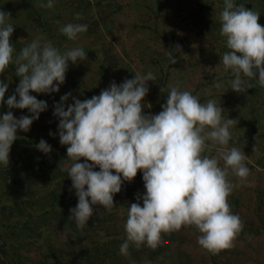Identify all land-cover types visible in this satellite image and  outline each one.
Returning <instances> with one entry per match:
<instances>
[{"label":"rangeland","instance_id":"obj_1","mask_svg":"<svg viewBox=\"0 0 264 264\" xmlns=\"http://www.w3.org/2000/svg\"><path fill=\"white\" fill-rule=\"evenodd\" d=\"M262 1L235 0V4L258 11L260 18L264 14ZM42 3L47 0H0V10L11 14L6 23L14 26L10 37L13 59L42 36L61 53L82 48L86 60L75 65L69 62L65 82L57 93H30L45 101L47 109L28 132L17 131L8 167L0 164V264H92L91 260L94 264H264V88L256 78H244L252 85L246 93L231 90L234 77L222 65V56L229 51L220 35L223 0H54L51 9L40 7ZM77 13L80 20L75 19ZM70 22L87 25V31L69 40L59 29ZM176 45L181 46L180 52L175 51ZM169 53L175 64L169 62ZM15 68L12 63L0 74V81L9 83L5 101L19 84ZM148 72L156 78L147 83L149 91L142 101L145 115L161 111L170 85H174L191 92L201 103L215 100L225 110L224 118L237 120L230 129L227 148L244 152L249 176L239 184L230 172L229 181L239 186L228 203L243 228L234 246L217 255L200 249L199 233L192 227L162 234L155 250L130 245L128 256L119 254L126 239L128 207L145 191L141 172L122 184L110 212L94 206L83 229L68 219L78 200L74 190L69 191L67 171L59 167L66 159L67 146L59 142L53 106L67 93L72 95L65 108L72 97L90 99L113 81L119 85ZM217 83L222 87H215ZM8 111L6 104H0V116ZM11 111L15 118L31 115L27 109ZM41 139L51 146L47 155L36 148ZM206 144L209 147L203 154L216 156L221 146ZM220 163L223 166V161ZM49 211L52 213L47 214Z\"/></svg>","mask_w":264,"mask_h":264},{"label":"clouds","instance_id":"obj_2","mask_svg":"<svg viewBox=\"0 0 264 264\" xmlns=\"http://www.w3.org/2000/svg\"><path fill=\"white\" fill-rule=\"evenodd\" d=\"M223 4L220 35L229 51L223 54L222 65L234 77L231 90L246 93L252 87L248 83L252 78L264 88V27L258 23L260 13L236 6L235 0H223ZM39 6L51 9L54 0ZM10 15L0 10V74L15 63L19 84L5 101L9 83L0 81V104L9 109L0 116V164L5 167L9 165L11 146L18 139L17 131L28 132L47 109L45 101L30 93H57L65 82L69 62L75 65L86 60L82 48L61 53L42 36L34 38L13 59L10 37L14 26L6 23ZM81 18V14L75 15L76 20ZM59 31L75 40L87 31V25L70 22ZM175 51L180 52L181 46L176 45ZM169 62H177L171 53ZM155 78L152 72L136 74L119 85L111 82L90 99L72 97V103L65 108L72 95L67 93L53 106V116L59 121V142L67 146L66 159L59 167L67 171L69 191L74 190L78 200L76 207L69 210L68 219L83 229L94 206L110 212L113 197L121 191L122 184L130 183L141 172L145 191L142 196L137 194V202L128 207L126 239L119 254L128 256L130 245L155 250L162 242V234L192 227L199 233L200 249L217 255L234 246L243 228L228 203L233 189L249 176L244 152L227 148L230 129L237 120L224 118L225 110L215 100L201 103L191 92L180 91L174 85H170L161 111L145 115L142 101L149 91L147 83ZM215 87L222 85L217 83ZM12 109H27L31 115L15 118ZM206 142L221 146L216 156L203 154L209 147ZM36 148L46 155L52 151L43 139ZM230 172L239 184L229 181Z\"/></svg>","mask_w":264,"mask_h":264},{"label":"trees","instance_id":"obj_3","mask_svg":"<svg viewBox=\"0 0 264 264\" xmlns=\"http://www.w3.org/2000/svg\"><path fill=\"white\" fill-rule=\"evenodd\" d=\"M260 1V4H261V2H263L262 0H257V2H259ZM245 9L247 8V7H244ZM260 8H261V5H260ZM258 23L262 26V27H264V14L262 15V17H260L259 18V20H258ZM252 79H255V78H252ZM251 80V79H250ZM263 165V164H262ZM261 165V166H262ZM262 168H264V165L262 166ZM9 180H12L11 182H13V177L10 175V177H9ZM26 185V184H25ZM24 185V186H25ZM23 186V187H24ZM25 188V187H24ZM49 213H52L51 211H49L47 214H49ZM46 215V214H45ZM31 232V231H30ZM94 260H91L90 261V263H92V264H94Z\"/></svg>","mask_w":264,"mask_h":264}]
</instances>
